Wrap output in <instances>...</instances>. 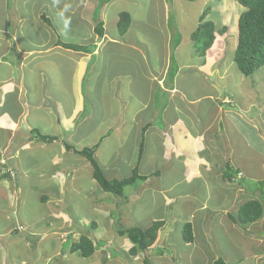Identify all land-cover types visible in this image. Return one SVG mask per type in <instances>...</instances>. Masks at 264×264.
<instances>
[{
    "label": "crops",
    "instance_id": "crops-1",
    "mask_svg": "<svg viewBox=\"0 0 264 264\" xmlns=\"http://www.w3.org/2000/svg\"><path fill=\"white\" fill-rule=\"evenodd\" d=\"M0 1V264H52V259L57 256H66L68 251L72 253L70 246L79 240L81 234L93 241L110 240L117 247L122 242H128L118 232L116 239L105 233L107 224H111L108 222L111 220L108 211L102 207L94 209L95 213L104 215L102 217L106 222L98 217L76 215L78 205L71 204L66 200L67 195L64 196L71 190L72 186L68 184L70 181L75 182L76 191V181L83 168L89 167L92 171L86 159L68 151L64 146L66 143L73 147L71 138L80 128H83L88 141L86 148L97 145L94 157L107 179H120V175L124 174L123 167H128V173L124 175L127 173L130 176L133 166L138 165V173L146 177L147 185L153 180L159 183L154 188L162 196L163 204L170 207L173 217L177 215V221L188 218L192 227H197L193 239L195 241L200 236L203 246L200 255L204 256L202 263L211 259L213 264L219 258L215 256L216 247L224 243L221 238L224 235L230 241V249L228 252L224 250L221 257H233L232 260H237L238 264L248 260L251 263L257 259L260 264H264V234L254 235L255 231L264 233V215L258 221L246 225L231 220V217L237 216L243 202L256 197L264 201V196L261 197L258 191L251 192L250 184L239 185L235 182L240 186L235 188L233 181L227 182L221 178L227 153L233 166L250 179H253V172L257 173L258 168L260 172L264 169V135L252 128V120L244 115L239 117L238 111L229 110V117L226 115L228 110L217 108L218 105L213 103V98L219 93L218 87L224 86L222 81H218L222 80L223 75L232 74L227 72L221 75L219 70L222 64L220 61L229 51L228 42L231 41L234 46V31L220 37L216 34L213 45L205 53L204 63H201L189 37L199 24V18L193 27L182 32L181 40L171 54L168 20L160 25L158 37H151L135 30L133 13L127 12L131 17V25L120 36L115 25L117 15L125 11L118 9L108 15L103 12L104 32L98 38L93 32L94 22L89 27L83 23L84 13L92 8L91 0ZM152 1L156 9L165 3V0ZM235 2L233 4L238 6ZM136 4L139 8H146L147 1L139 0ZM26 6L35 10L32 20L23 13ZM2 10H10L12 15L7 16ZM223 11L225 9L221 7L220 12ZM179 13L185 16L182 10ZM42 16L50 21L51 26L42 21ZM55 16L65 19L70 26L72 33L67 38L61 37L59 31L53 28L52 18ZM73 17L75 30L72 27ZM221 19L225 17L221 16ZM140 20L146 24L143 18ZM25 21L33 22L31 25L37 35L44 34L38 43L34 41L22 45L23 38H26L23 37ZM9 22H12V26L16 24L12 31L9 30ZM223 26H226L225 23L218 21L216 30ZM5 37L11 38L13 45ZM58 41L85 46L88 50L65 49L57 45ZM184 49L185 56L189 54L190 58L185 57V63H180L177 56ZM125 56H130L132 60L121 70L119 61ZM171 61L176 64V68L170 71ZM45 64H53V67H46ZM148 73L149 78L142 75ZM186 74L188 78H184ZM215 76H218L216 82L213 80ZM135 77H141L136 87L141 85L142 80L147 86L155 83L152 89L156 93L144 97L140 90L129 89ZM207 78L210 83L206 81ZM195 80L199 84L201 81L199 89L194 86L197 85ZM186 81L189 82V89L184 86ZM98 83L102 84L99 86L102 95H97L94 102L99 106L94 108L93 99L89 96H93L92 88ZM207 84L210 89H201L202 85ZM124 87L128 90L126 99L118 95ZM106 91L111 95H107ZM204 97H208L214 110L200 114L196 109ZM158 98L164 105L160 110L155 109ZM175 99L181 102H174ZM189 106L194 110L188 111ZM88 108H92L91 118H96V121L88 120L84 115ZM233 113H236L234 117ZM220 121L224 130L227 127L236 131L240 137H229L232 131L226 133V140H223ZM144 126L148 127L145 129ZM34 131L54 140L40 141L33 134ZM239 140L244 143L243 147L237 145ZM141 141L143 147L138 160ZM154 145H157V149L153 148ZM74 149L78 151L81 148ZM145 154L148 159L146 161ZM135 156L136 160L132 163ZM169 158L170 161L167 160ZM160 162H167L169 167L163 170L164 164ZM261 174L264 179V171ZM163 181L166 183L165 188L161 185ZM181 182L185 183L179 184ZM89 183L92 195L98 196V199L110 198L95 182L92 173ZM119 200L116 199L117 202ZM185 202L187 205L183 208V216L176 206ZM30 213L32 216L27 218ZM13 214L21 216L20 221H16L20 227H24V224L28 228L17 230ZM78 222L87 224L77 231ZM92 222L96 224L94 229L91 227ZM170 222V225L174 224V218ZM213 230L218 232L214 233ZM19 231L26 233L22 235ZM98 231L101 236L106 235V239H98ZM170 231L166 230L162 237L158 233L154 245L147 250L150 257H145L146 260L154 257L151 251L166 242L164 240L169 237ZM66 243H70V246L65 247ZM127 244L129 246H124V252L131 246L129 242ZM252 245L256 246L258 254L253 252ZM171 253H174L173 250ZM175 253L177 257L173 263L182 264L183 255ZM160 258H165L163 253ZM193 259L194 256L189 258L191 261ZM223 260L228 262L227 258ZM60 261L54 260L53 264L65 260Z\"/></svg>",
    "mask_w": 264,
    "mask_h": 264
},
{
    "label": "rangeland",
    "instance_id": "rangeland-1",
    "mask_svg": "<svg viewBox=\"0 0 264 264\" xmlns=\"http://www.w3.org/2000/svg\"><path fill=\"white\" fill-rule=\"evenodd\" d=\"M138 1L139 0H109L103 9V12H105L108 15L109 12L111 14L112 12H114L118 9H120V10L123 9L125 12L133 13V17L135 19V25H136L135 30H137L139 32H143V34H145V35L149 34V36H151V37H158L157 31L160 30V28H159L160 25L163 23L164 20L167 21V18H168V14H166V12L171 13L173 7L175 9V12H177L176 20H175V16H171V17L173 18V21H176V26H174V27H175V29H177V32L179 33V35H181L182 32L187 31L188 28L193 27L195 22L197 23V20H198L199 16L201 15V13L206 8H208L209 17H207V18L209 20H211L215 24V26H216L218 21H223V23H225V25L229 28V29L227 28L228 32L231 33L232 31H234L236 34V37H237V19H238L239 14H241L244 11V8L241 7L237 3V0H193V1L180 0V1H176V2H175V0H165V3L163 5H158V7H157L158 11L155 8L152 0H146L147 1L146 8H139L138 5L136 4V2H138ZM204 1H206L205 4H204ZM100 2H103V0H97V1L94 0L93 2L91 0L90 5L92 8H90V10H86V13H84V17H83L84 22H83V20H82V22L85 25H87L88 27L93 22L94 9L96 8V6ZM228 2H230V3H228ZM234 2L240 7L241 10L238 8V6L233 4ZM1 4H2V1H0V6H1ZM101 5H102V3H101ZM230 5H232V6H230ZM166 6H167V9H166ZM228 6L230 7V9L227 10ZM221 7L225 9V11H223V13L220 12ZM181 10L183 11V14H185V16L182 15V13H179ZM2 11L4 14H7V16H8V14L12 15L10 10L9 11L2 10ZM49 11H52V9H49ZM235 11H236V14H235ZM23 13H24V15H27L28 18L31 20H32V17H35V10L31 6H26L23 10ZM52 13H53V11H52ZM52 13H51V16H52ZM221 16H224L225 17L224 20H228V21L225 22L222 19L220 20ZM218 17H219V20H218ZM58 18H56V16L52 18V26L54 29L59 31V34L61 37L67 38V36H70V34L72 33V30L70 29V26L68 25V23H66L67 21H65V19L63 20V19H60V18L58 19ZM78 18H80V11L79 10H78ZM142 18L144 21H146L145 22L146 24H143L141 22L140 19H142ZM169 19H170V16H169ZM179 20H180V22L178 25L177 21H179ZM36 21H40V20H36ZM9 23H10L9 30L12 31L13 27L16 24H14L12 26V22H9ZM32 23L33 22L25 21L23 24L24 31H25V35L23 37H26V38H23V41L21 42L22 45H28L29 42L35 43L34 41H36V43H38L40 37L44 36V34H41V35L36 34V29H34L32 27V25H31ZM40 23H42V22L40 21ZM72 27H73V30H75V28H74V17L72 18ZM167 29H169V28H167ZM170 30L171 29H169V31ZM173 30L174 29H172L171 31H173ZM173 32H176V30H174ZM4 39L13 45L11 38L5 37ZM235 41H236V38H235ZM185 48L188 49L187 45H185ZM234 48H235V43H234V46H232L231 41L228 42L229 51L226 53L224 59L220 62L222 64H225V63H229V64L224 66V67H220V70L225 69L228 66L232 67L233 73H235V78L237 80H240V82H242L241 84H238L236 86V88H238V91H236V92L240 93L242 95V97H244L246 100L248 99V102L250 103V106L247 108V109H249L248 113H250V116H247V114L244 115L242 113L240 114L239 112H237L238 116L241 117V115H244V117H246L247 119L252 120V128H254V130L256 129L257 133H262L264 135V67L256 70L250 77H247V78L243 77L242 75H240L237 72L235 64L232 60ZM185 52H186V49H184L182 52H179V54L177 56L178 59L180 60V63H185V57H187V59L190 58L189 54H186V56H185ZM175 56H176V54H175ZM131 60H132V58L130 56H125L124 59H121V61H119V63H120L119 69H121V70L124 69L130 63ZM46 62L47 61H44V63H46ZM44 66L52 68L53 64H45ZM144 67H145V65H144ZM228 70H229V68H228ZM126 72H127V70H126ZM136 74H137V72H136ZM142 75L145 76L146 78L150 77V73L142 74ZM140 78L141 77H135L133 80H131L132 82H131L129 89L132 90L134 88L135 90H140L142 95H144V97H147V95L152 96L153 94H155L156 90L152 89L153 85L155 83L153 85L147 86L144 83V80H142L141 85L139 87H136L137 86L136 84L139 83ZM184 78H188V74H186L184 76ZM213 80L215 82L218 81V76H215L213 78ZM189 81H191V80H189ZM206 81L209 83L210 79L207 78ZM126 83H127V81H126ZM195 83H197V85H194V86L199 89L200 85H201V81L199 84L198 80H195ZM101 85H102L101 83H98L97 86L93 87L92 88L93 96H89L90 98L93 99L92 107H94V108H97L99 106V105H95L94 101L97 99V95L98 96L102 95V91H100L101 88L99 87ZM184 86H185V88L189 89V82L186 81ZM201 89L208 90L210 88H209V85L207 84L206 86L202 85ZM127 91H128L127 88L124 87V89H120V92L118 93V95L120 94L121 96H124V98L126 99L125 94L127 93ZM179 92L180 91H178L177 94ZM106 93H107V95H111V93H109L107 91H106ZM212 94H213V92H212ZM231 95H234V94L231 93ZM160 96L161 95L159 93V98H160ZM159 98H158V100H159ZM240 99H241V96H240ZM109 100H112V99H106V101H109ZM202 100L203 101L198 105L196 110L200 114L201 113L205 114L209 110L211 111L213 109V107L211 106V103H210L208 97H204ZM174 102L179 103L181 101H179L178 99H175ZM103 103H105V102H103ZM162 103H163V101L159 102V104H162ZM86 104L89 105V101H87ZM191 107L192 106L188 107V111L194 110ZM216 107L218 108L219 106H216ZM225 109L226 108H224V110ZM233 112H235V111H233ZM251 112L253 114H251ZM92 113H93L92 108H88L87 110H85L84 115H86L88 117V120L96 121V118H91ZM223 113L224 112H222V115H225ZM227 113L228 114H226V115L229 116V110ZM233 114L234 115H232V117H234L236 115V113H233ZM136 118H138V117H136ZM154 122L156 123V121H154ZM241 124H242V122H241ZM125 127H127V125H125ZM137 127L141 128L139 126V124H137ZM82 130H83V128H80L79 130H77V132L75 133V136H73V138H71V142L74 143V145L70 143L71 145H73V149L75 147L78 149L81 148L80 150H82L88 146V143H87L88 141L86 140L84 132ZM113 132H114V129H112L111 133H113ZM153 148L157 149V145H154ZM159 151H160V147L158 146V152ZM247 152H248V154H253L251 151H247ZM136 154H137V150H136ZM150 154L151 153L149 152V157H150ZM223 154L224 153H221V155H223ZM239 159H241V157H239ZM135 160H136V156H135L134 161H132V163H134ZM146 160H148V159H147L146 154H145L144 161H146ZM167 160L170 161V158ZM160 163L164 164V166H162V167H164V168H162L163 170L165 168L169 167V165L166 164L167 162H160ZM133 168H134V166H133ZM175 168H176V166H175ZM263 171H264V169H262V171L260 172V170L258 168L257 173H256V171L253 172L254 177L252 176V178L255 179L256 181L262 180V177H261L262 174L261 173H263ZM123 172H124V174H125V172L128 173V167H123ZM88 173L91 176L92 171L89 170V167L83 168V172H81V174L78 177V180L76 181V184H77L76 191L74 189L75 182L70 181V183H68V184H70V186H72L71 190L69 192L65 193V195H64V196L67 195L68 198H66V200L70 201L71 204L78 205L77 208L79 210L77 211V213H75L76 215L85 216V217L93 216V218L98 217V219L103 220L102 216H104V215L98 214V212L97 213L94 212V209L98 210L102 207L104 210L109 212L108 215H110V218H111V220L108 221L111 224H107V228L105 230V233L110 234V236L113 238L115 237V239L117 237L116 232H118L120 230H123V229L128 228V227H133V226L145 229V228H148L153 222L162 220V221H164L163 225L164 226L166 225V227L163 230L159 229L158 233L161 234L160 237H162L165 234L166 230L167 231L171 230V231H170L169 237L166 240H164L166 242L158 248H156V246H155L154 248H156V249L151 251V255L154 256V257H152V259L148 260L151 262V264L152 263L153 264H175V263H173L174 259L177 257L175 255L177 253H175V252H179L178 253L179 255L180 254L183 255V256H181L183 258V261L181 262L182 264H211V259H209L208 262L204 261L202 263V261H203L202 258L204 256L200 255V250L203 248V246L199 240L200 236H197V239L195 241L193 239L194 243L192 242V243H189L188 245H187V243H185L183 241L181 233H182V229H183V224L188 221V218H186L185 221H182V220L177 221L175 218L178 216L176 215L175 217H173V215L170 213V207L168 206V204L167 205L163 204L162 196L158 195L157 190L154 188V186H157L159 184L156 180H153L152 182L148 183V185L145 182V183H143V186H142L141 185L142 182H138V183H135L133 186L126 188L123 192V197L118 196L120 198V200H119V202H117L116 199H119V198H117V196H114L112 194H108L109 196H107V197H110L109 199H106L105 197H101L100 199H98L97 198L98 196L92 195V191H90V187H89L90 176L88 175ZM127 173H126V175H124V174L120 175L121 178L118 180L129 177V175H127ZM256 181L254 182V181H251V179H250L249 184L254 186V185H256ZM183 183H185V182H181L179 184H183ZM161 185L165 188V185H166L165 181H163ZM233 185L235 186V188H237V187L240 188V186L237 185L235 182ZM137 186H138V188H137ZM263 191H264V186H263ZM239 193H241V192L239 191ZM170 197H172V196H170ZM121 198H123V199H121ZM96 200H98V201L96 202ZM122 200L124 202H122ZM186 205H187V202H185L184 204L178 203L176 206L178 212L180 214H182L183 216L185 215L183 212V208ZM37 206H40V205L38 204ZM196 209L197 208H195V210ZM31 216H32V213H30L27 218H30ZM43 216H45V214L41 215V217H43ZM173 218L175 220V223L170 225L171 224L170 220H172ZM13 219H14V223L16 224V226H19L18 225L19 223H17L16 221L21 219V216L19 214H13ZM103 221L106 222L107 220H103ZM74 222H75V220H74ZM86 224L87 223H81V222L79 223L78 222L77 231L82 229V225H86ZM23 226L28 228L24 224H23ZM1 227H2V223L0 222V229H1ZM196 230H197V227L195 228V226H193L192 227L193 237L196 234L195 233ZM213 232L217 233L218 231L213 230ZM19 233L23 235L26 232L19 231ZM209 233H211V231ZM256 234L263 236L264 233H263V231H258V232L255 231L254 235H256ZM105 236L106 235L101 236L100 232L96 234V237L98 239H104ZM221 238H222L224 243H219L217 245V247H216V250H217L216 254L217 255H215V256L217 258L218 257L221 258L222 260H223V258H227L228 262L226 264H238L237 260L236 261L232 260L233 257L231 258V257H228L226 255L221 257V254L224 252V250H225V252H228L230 249L229 248V242H230L229 239L225 238L224 235H221ZM92 241H93V239H92ZM109 241H107V240H95V241H93L94 246H96L95 247L96 249H95V252L88 258H82V257L78 256L77 253H70L68 251L65 254L66 256H62V257L57 256L56 259L55 258L52 259V264H53L54 260L55 261L56 260L57 261L65 260L60 264H130V262H133L132 264H142L143 259L145 257L146 258L150 257L148 254V251H145L142 254L140 253L136 257L130 258L126 255L127 253L123 251L124 246H129V244H127L128 242H126V241H125V243L122 242L118 245L119 247H117V246L112 245V243ZM68 245L70 246V243H66L65 247H68ZM236 246L238 247L237 244H236ZM252 249H253L254 253L258 254L256 252L258 250V249H256V246L252 245ZM116 250H118V252ZM172 250L174 252L173 254L171 253ZM125 251H126V249H125ZM64 253H65V251H64ZM162 253L165 256V258H160V254H162ZM121 254H123L124 256ZM209 255L211 256V253ZM191 256H194V259L192 261L189 260V258ZM157 257H158V259H157L158 262L156 260ZM213 257H210V258H212V260H214ZM118 258H120V259H118ZM254 263L260 264L258 259L256 261L252 260L251 263L249 260L243 261L242 264H254Z\"/></svg>",
    "mask_w": 264,
    "mask_h": 264
},
{
    "label": "trees",
    "instance_id": "trees-1",
    "mask_svg": "<svg viewBox=\"0 0 264 264\" xmlns=\"http://www.w3.org/2000/svg\"><path fill=\"white\" fill-rule=\"evenodd\" d=\"M109 0H103L100 2L96 8L94 9L93 14V22L94 29L93 32L98 38H101L103 35V9L106 3ZM180 1V0H178ZM193 1V0H188ZM102 3V5H101ZM237 3L244 8V11L239 15L237 21V43L233 52L232 60L235 64L237 72L241 74L243 77H250L256 70L264 67V0H237ZM174 8L171 13L168 14V22L167 26L169 29H174L176 32L170 30V51L171 54L174 52V49L178 46L181 37L175 29L176 26L175 21L171 16H175ZM208 8H206L201 15L199 16V24L197 27L190 33L189 37L193 43V47L195 50V54L200 58L201 63H204V56L206 51L212 46L216 34L219 36L228 32L227 26H223L221 29L216 30L215 24L211 20H207ZM170 16V19H169ZM42 21L45 22L48 26H51L50 21L44 16L41 17ZM131 25V17L127 12H120L117 15V22L115 27L117 28V33L120 36H123L129 26ZM57 45L61 47L73 51H82L88 50L85 46L75 45L71 43H62L57 42ZM90 51V49H89ZM220 67H224L223 64ZM176 64L173 61L169 64V70H175ZM228 68H230L228 70ZM193 70V69H190ZM220 74H225L227 72H232L229 75H223L222 81L224 86L218 87L219 93L217 97L213 98V103L217 104L220 109L224 110H236L244 115L250 116L249 109L250 103L248 99L246 100L242 95L236 91L238 88L236 86L241 84L240 80L235 78V73L232 71V67H226L225 69L219 70ZM171 76V74H170ZM210 83V82H209ZM226 84V85H225ZM233 93L234 95H231ZM215 95V94H214ZM241 96V99H240ZM161 101L155 102V109L160 110L164 105L159 104ZM251 114H253L251 112ZM253 116V115H252ZM221 120V119H220ZM219 126L220 135L223 140H226V133L232 132L231 129L226 127V130L223 128V124L220 121ZM148 126H144L146 129ZM143 129V131L145 130ZM33 134L36 135V138L40 141H52L53 138L42 136L38 131H34ZM229 137L235 136L240 137V135L233 131L228 135ZM239 147H243L244 143L239 140L237 143ZM65 148L68 151H73L79 156L83 157L87 160L92 168V177L101 190L105 193L112 194L114 196L123 197V192L126 188L133 186L135 183L146 182V177L139 175L138 173V165H136L130 176L127 178H123L121 180L116 179H107L103 174L98 162L94 157V152L97 148V145L91 148H84L82 150H74L72 146L64 143ZM142 141L139 145L138 151V160L141 157L142 152ZM239 154H241L239 152ZM227 160L221 169V178L227 182H236L239 185L242 183L249 184L250 178L245 176L244 173L239 169L235 168L231 163V160L228 156H226ZM251 181H256L251 179ZM141 183V184H142ZM252 186V185H251ZM264 179L257 180L256 185L249 187L251 192L258 191L260 196H264L263 191ZM138 188V186H137ZM264 215V201H259V199L254 198L243 202L237 211V216L232 218L231 220L234 223H238L239 225L251 224L258 221ZM164 221H155L148 228L142 229L140 227H128L123 230L118 231L120 236L125 237L128 242L131 243V247L127 250V256L136 257L140 253L147 251L156 241L158 231L163 227ZM92 229L96 227L94 222L91 223ZM182 239L185 243L189 244L193 242V232H192V224L190 221H187L183 224L182 229ZM94 243L91 239L87 237L85 234H81L79 240L74 242L70 246V251L72 253H77L78 256L82 258L90 257L94 252L95 248ZM142 264H149L146 258L143 259ZM213 264H226L221 258H218Z\"/></svg>",
    "mask_w": 264,
    "mask_h": 264
},
{
    "label": "clouds",
    "instance_id": "clouds-1",
    "mask_svg": "<svg viewBox=\"0 0 264 264\" xmlns=\"http://www.w3.org/2000/svg\"><path fill=\"white\" fill-rule=\"evenodd\" d=\"M243 11V10H242ZM240 15V14H239ZM239 17V16H238ZM237 21H238V19H237ZM225 34V33H224ZM236 43H237V37H236V41H235V47H236ZM213 45V44H212ZM235 49V48H234ZM209 50V49H208ZM207 52V51H206ZM18 230V229H17ZM157 237H158V235H157ZM131 247V246H130ZM129 247V248H130ZM127 252V251H126Z\"/></svg>",
    "mask_w": 264,
    "mask_h": 264
},
{
    "label": "built area",
    "instance_id": "built-area-1",
    "mask_svg": "<svg viewBox=\"0 0 264 264\" xmlns=\"http://www.w3.org/2000/svg\"><path fill=\"white\" fill-rule=\"evenodd\" d=\"M18 230H24V227L18 226Z\"/></svg>",
    "mask_w": 264,
    "mask_h": 264
},
{
    "label": "bare ground",
    "instance_id": "bare-ground-1",
    "mask_svg": "<svg viewBox=\"0 0 264 264\" xmlns=\"http://www.w3.org/2000/svg\"><path fill=\"white\" fill-rule=\"evenodd\" d=\"M241 75V74H240Z\"/></svg>",
    "mask_w": 264,
    "mask_h": 264
}]
</instances>
